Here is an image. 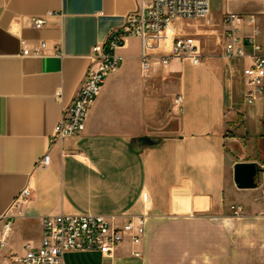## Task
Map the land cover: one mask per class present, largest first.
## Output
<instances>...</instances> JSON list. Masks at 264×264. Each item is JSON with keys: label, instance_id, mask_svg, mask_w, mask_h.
I'll use <instances>...</instances> for the list:
<instances>
[{"label": "crops", "instance_id": "crops-1", "mask_svg": "<svg viewBox=\"0 0 264 264\" xmlns=\"http://www.w3.org/2000/svg\"><path fill=\"white\" fill-rule=\"evenodd\" d=\"M136 5L137 0H0V217L21 190L30 193L22 217L11 219L0 264H16L27 243L39 247L42 218L59 214L115 217L117 223L143 217L142 242H124L116 259L190 264L160 253L167 248L154 239L164 225L206 224L231 235L228 210L248 215L257 208L264 171L256 188L239 190L233 166L256 163L264 170V97L250 109L239 108L242 70L249 61L222 56L221 20L226 13L254 17V25L244 23L239 35H254L262 44L264 0H209L210 26L175 21V32L193 37L201 57L197 63L154 65L146 80L140 75L139 41L128 40L119 51L123 64L105 80L83 133L51 142L93 47L103 45ZM33 18H44L45 25L31 28ZM20 41L45 42L50 55L22 57ZM54 48L59 56L52 55ZM177 96L179 109L173 103ZM236 121L241 137L227 136V126ZM45 154L49 165L39 167ZM221 220L223 228L215 224ZM3 224L0 219V232ZM231 248L230 242L219 248L222 260L208 254L198 264H232ZM83 256L73 263L66 253L63 264H110L97 252Z\"/></svg>", "mask_w": 264, "mask_h": 264}, {"label": "built area", "instance_id": "built-area-1", "mask_svg": "<svg viewBox=\"0 0 264 264\" xmlns=\"http://www.w3.org/2000/svg\"><path fill=\"white\" fill-rule=\"evenodd\" d=\"M51 16L52 13H48ZM192 21L212 25L209 0H137L136 8L129 13L123 25L112 31L103 45H96L90 55V65L77 91L74 100L62 110L60 120L53 128L51 142L79 136L85 130L87 114L95 98L99 95L105 80L123 64L124 57L119 53L130 39L139 41V69L142 79L149 78L154 65L166 68L174 60L189 59L197 63L201 57L195 39L175 32L174 22ZM244 23L254 25L255 18L226 13L221 20L222 56L227 59H243L249 63L242 70L244 77L243 100L253 105L264 97V43L255 41L254 35L240 36ZM44 18H33L30 26L41 29ZM22 57L41 58L50 55L45 42L28 45L20 41ZM250 48V52L246 49ZM53 56L60 51L52 50ZM179 109L182 98L173 100ZM39 167L49 165L45 154L38 161ZM29 191L24 188L13 199L6 213L0 232V247L5 245L11 232V219L22 217V206L27 202ZM241 209H235V214ZM145 220L143 217L126 219L121 223L115 217L98 215L47 216L41 220L42 236L37 248L24 245L22 257L16 264H63L64 255L71 252H97L110 264H121L116 252L128 241L132 246L142 242ZM139 257L138 252H133Z\"/></svg>", "mask_w": 264, "mask_h": 264}, {"label": "rangeland", "instance_id": "rangeland-1", "mask_svg": "<svg viewBox=\"0 0 264 264\" xmlns=\"http://www.w3.org/2000/svg\"><path fill=\"white\" fill-rule=\"evenodd\" d=\"M238 106L240 109H250L242 98H239ZM232 123L227 126V136L234 134L241 137L239 128L236 131L234 127V124H239L238 121ZM257 205V208L248 211V215L247 212L235 214V209L228 210L230 219L227 222H231V235L223 234L220 228L214 231L206 224L182 226L169 223L162 227L161 233L154 240L161 244L160 248H167L160 253L165 252L173 263L187 261L198 264V259L208 257V254L216 261L222 260L223 250L219 248L230 242L232 264H264V192L260 193ZM215 224L222 227L223 220ZM71 253V262L75 263L81 257L84 258L83 254L87 252Z\"/></svg>", "mask_w": 264, "mask_h": 264}, {"label": "water", "instance_id": "water-1", "mask_svg": "<svg viewBox=\"0 0 264 264\" xmlns=\"http://www.w3.org/2000/svg\"><path fill=\"white\" fill-rule=\"evenodd\" d=\"M261 170L256 163H236L233 166V182L239 190L256 188L255 179Z\"/></svg>", "mask_w": 264, "mask_h": 264}]
</instances>
